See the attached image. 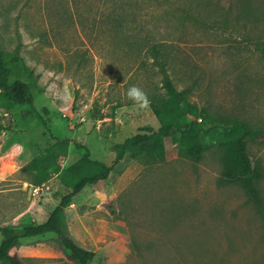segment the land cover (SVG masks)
Segmentation results:
<instances>
[{"label": "rangeland", "instance_id": "374dc122", "mask_svg": "<svg viewBox=\"0 0 264 264\" xmlns=\"http://www.w3.org/2000/svg\"><path fill=\"white\" fill-rule=\"evenodd\" d=\"M155 44L209 120L264 128V0H0L10 79L35 97L34 107L17 104L0 88V225L45 220L81 173L98 169L78 140L113 166L67 207L77 238L89 235L85 224L104 227L88 264H264V217L242 185L220 183L215 132L203 135L200 161L185 155L180 133L166 160L116 161L119 143L160 126L153 103L167 94ZM132 86L146 106L128 99ZM248 148L264 171V136ZM259 186L264 195V178ZM55 235L22 238L15 254L23 264H79L53 249Z\"/></svg>", "mask_w": 264, "mask_h": 264}, {"label": "trees", "instance_id": "16d2710c", "mask_svg": "<svg viewBox=\"0 0 264 264\" xmlns=\"http://www.w3.org/2000/svg\"><path fill=\"white\" fill-rule=\"evenodd\" d=\"M151 49L157 59H163L161 61L164 68L162 86L167 96L157 97V101L153 103L160 126L151 132H139L131 135L119 143L120 150L117 153L116 161L119 162L125 155L134 159L147 158L152 162L166 160L170 154L166 147L167 140L174 139L177 130L180 133L179 142L183 145L185 155L200 161L207 149L203 135L215 132L214 135L220 139L223 151L224 169L220 183L226 185L236 182L242 185L264 217V195L259 186L260 181L264 178V171L255 165L248 148L249 140H259L264 136V128H255L241 120H209L206 109L190 99L193 87L187 86L183 89L177 87L165 68L168 56L163 54L157 44L153 45ZM11 74L12 68L0 46V88L4 98L17 104L34 107L35 97L30 83L23 80L11 81ZM47 114L48 112L45 115L41 114L44 123L47 122ZM70 141L72 138L67 137L60 142L61 145L62 143L67 145ZM74 143L77 148L85 149L84 159L97 165L98 169L81 173L73 183L72 190L64 194L59 203L50 208L45 220L30 221L20 225H0L1 264H23V260L15 254L22 238L41 236L49 232L56 234L53 238V248L68 259L79 264H88L95 259L96 251L83 247L70 234L65 222L66 208L86 186L109 178L113 166L104 161L93 159L90 149L80 141L74 140Z\"/></svg>", "mask_w": 264, "mask_h": 264}, {"label": "crops", "instance_id": "0c3cea01", "mask_svg": "<svg viewBox=\"0 0 264 264\" xmlns=\"http://www.w3.org/2000/svg\"><path fill=\"white\" fill-rule=\"evenodd\" d=\"M85 189V188H84ZM83 191V190H82ZM81 191V192H82ZM78 195V194H77ZM77 195L75 196V198L72 200V202L74 201V200H76V197H77ZM69 206V205H68ZM67 206V207H68ZM74 206H76V205H74ZM67 211H68V209L66 208V215H67ZM65 222H66V218H65ZM66 225H67V222H66ZM85 226V228H86V230L89 232V235H87L84 239H81V238H77V236H75V232H74V230L71 228V227H69L68 225H67V227H68V229H69V231H70V234L75 238V240L80 244V245H82L83 247H85V248H87V249H90V250H94L93 248H92V246H90L91 245V240H93V241H95L96 240V238L98 239V238H101L102 237V235H103V232L102 231H104V227L102 228V227H100V225H96V226H94V225H91V224H85L84 225ZM54 249V248H53ZM55 250V249H54ZM95 251V250H94ZM57 252H59V251H57ZM61 253V252H60ZM97 253V252H96ZM64 255V254H63ZM65 256V255H64ZM66 257V256H65Z\"/></svg>", "mask_w": 264, "mask_h": 264}, {"label": "clouds", "instance_id": "9594fccd", "mask_svg": "<svg viewBox=\"0 0 264 264\" xmlns=\"http://www.w3.org/2000/svg\"><path fill=\"white\" fill-rule=\"evenodd\" d=\"M128 99L133 101L135 104L144 107L148 104L147 94L143 91V89L138 86H132L127 91Z\"/></svg>", "mask_w": 264, "mask_h": 264}, {"label": "built area", "instance_id": "2783aa9c", "mask_svg": "<svg viewBox=\"0 0 264 264\" xmlns=\"http://www.w3.org/2000/svg\"><path fill=\"white\" fill-rule=\"evenodd\" d=\"M177 133H179L178 130H177ZM44 184H42V185H34V184H31L30 185V189H29L30 194L31 195H38V194L42 193V190L44 189Z\"/></svg>", "mask_w": 264, "mask_h": 264}]
</instances>
